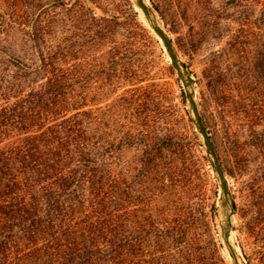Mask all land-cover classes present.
I'll use <instances>...</instances> for the list:
<instances>
[{"label": "rangeland", "instance_id": "obj_1", "mask_svg": "<svg viewBox=\"0 0 264 264\" xmlns=\"http://www.w3.org/2000/svg\"><path fill=\"white\" fill-rule=\"evenodd\" d=\"M144 1L192 78L227 194L136 0H0V100L6 82L27 95L59 77L67 116L112 141L103 166L120 221L167 228L149 264H235L227 213L239 261L264 264V18L253 10L246 27L228 0Z\"/></svg>", "mask_w": 264, "mask_h": 264}, {"label": "trees", "instance_id": "obj_2", "mask_svg": "<svg viewBox=\"0 0 264 264\" xmlns=\"http://www.w3.org/2000/svg\"><path fill=\"white\" fill-rule=\"evenodd\" d=\"M238 4L244 26L253 10L264 18V0H228ZM58 78L27 95L3 85L0 264H149L167 228L120 221L103 166L112 141L67 116Z\"/></svg>", "mask_w": 264, "mask_h": 264}, {"label": "water", "instance_id": "obj_3", "mask_svg": "<svg viewBox=\"0 0 264 264\" xmlns=\"http://www.w3.org/2000/svg\"><path fill=\"white\" fill-rule=\"evenodd\" d=\"M136 2H137L138 7L143 11L146 18L148 19V22L150 23V26L152 27V29L163 40V42H164V44H165V46H166V48L170 54L173 65L178 72V75L180 76V78H182V80L185 83V86L187 88V96H188V99L192 105L193 113H194L195 118H196L198 132L204 141V144L206 146L208 154L213 159L214 167H215L218 175L220 176V178L222 180L224 191L227 194L228 189L226 186V181H225V177H224L222 167H221V165L217 159L214 147H213L212 142H211V140H210V138L206 132L203 121H202L201 116H200L199 111H198V107H197L195 100H194V89H193L192 78L188 74L185 66L179 61L177 54L174 51L172 42L170 41L168 35L164 32V30L160 27V25H158L155 22L154 15H153L152 11L145 4V1L144 0H136ZM224 203H226V200ZM231 216H232L231 214H227L226 224H225L226 226L224 225V238H225L227 246L230 249L232 257L234 258L235 264H242V263H240L239 258L237 257L236 253L234 252V248L232 247V245L228 241L231 237V227H232Z\"/></svg>", "mask_w": 264, "mask_h": 264}, {"label": "bare ground", "instance_id": "obj_4", "mask_svg": "<svg viewBox=\"0 0 264 264\" xmlns=\"http://www.w3.org/2000/svg\"><path fill=\"white\" fill-rule=\"evenodd\" d=\"M227 213V212H226ZM228 214V213H227ZM226 226V225H225ZM230 239H231V237H230ZM230 239L228 240L229 242H230V244H231V241H230ZM241 263V262H240Z\"/></svg>", "mask_w": 264, "mask_h": 264}]
</instances>
